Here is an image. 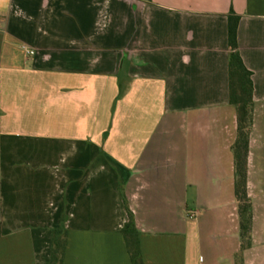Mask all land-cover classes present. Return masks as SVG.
<instances>
[{"label":"crops","instance_id":"0c3cea01","mask_svg":"<svg viewBox=\"0 0 264 264\" xmlns=\"http://www.w3.org/2000/svg\"><path fill=\"white\" fill-rule=\"evenodd\" d=\"M252 73V246L264 264V0H0V264H236L227 19ZM194 214L192 219L189 218Z\"/></svg>","mask_w":264,"mask_h":264},{"label":"trees","instance_id":"16d2710c","mask_svg":"<svg viewBox=\"0 0 264 264\" xmlns=\"http://www.w3.org/2000/svg\"><path fill=\"white\" fill-rule=\"evenodd\" d=\"M239 16L230 13L227 19L228 60V101L235 108L237 131L231 147L234 163V196L237 204L240 250L236 264H243L242 254L252 246V207L247 194V157L249 137L253 125V84L252 73L244 66L237 46V25ZM131 264H144L139 246V232L132 215L121 229ZM65 232L55 230L51 257L45 264H63Z\"/></svg>","mask_w":264,"mask_h":264},{"label":"built area","instance_id":"2783aa9c","mask_svg":"<svg viewBox=\"0 0 264 264\" xmlns=\"http://www.w3.org/2000/svg\"><path fill=\"white\" fill-rule=\"evenodd\" d=\"M193 217H194V214H191V215L189 216L190 219H192Z\"/></svg>","mask_w":264,"mask_h":264}]
</instances>
